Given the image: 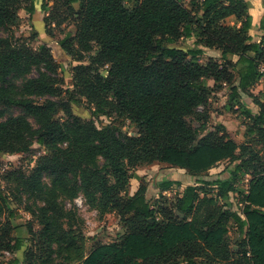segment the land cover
<instances>
[{
  "label": "trees",
  "instance_id": "trees-1",
  "mask_svg": "<svg viewBox=\"0 0 264 264\" xmlns=\"http://www.w3.org/2000/svg\"><path fill=\"white\" fill-rule=\"evenodd\" d=\"M51 2L52 13L45 18L48 36L54 38V31L62 26H74L76 33L66 32L58 44L78 62L84 58L90 62L73 69L75 94L70 101L79 105L85 100L93 116L113 122L100 129L92 122L77 130L65 129L56 120L59 112L81 122L70 103L18 101L44 126L37 143L50 154L37 167L57 174V189L67 186L70 177L76 178L88 205L100 214L118 215L126 233L117 243L87 253L83 233L72 225L63 228L61 220L70 214L53 189L46 200L43 229L36 237L39 245L46 242L40 249L57 253L65 264H197L198 260L264 264V169L254 172L243 196L242 213L233 212L225 203L234 191L233 181L248 166L244 157L253 149L239 145L224 126L214 131L206 128L210 97L228 86L227 110L243 108L242 115L252 122L246 135L264 140V103L256 102L259 113L253 114L241 102L242 94L260 82L264 94V36L254 42L248 34L252 24L247 0H191L190 6L181 0H42L41 9L46 12ZM21 11L34 16L35 0H0V27H17ZM192 38L197 47L220 51L221 60L203 64L202 49L185 51L177 46ZM235 56L237 62L232 60ZM28 63L44 65L53 73L57 70L48 46L33 51L0 39V77L20 72ZM209 80L213 86L207 85ZM55 82L43 75L30 81L29 88L38 96H59ZM192 119L204 123L196 128ZM114 121L136 125L137 135L125 136ZM29 131L20 118L0 123V154L28 152ZM57 144L66 147L56 151ZM99 158L105 161L103 167L97 165ZM234 160L242 164L236 166L232 180L214 183L216 196L202 186H189L174 202L161 196L155 208L144 184L133 196L129 192L133 171L143 165L167 164L198 176ZM174 185L164 182L158 188L166 192ZM75 197L73 193L69 199ZM3 212L0 205V215ZM231 222L246 234L244 248L237 252L229 241ZM56 227L59 238L52 233ZM5 239L11 241L0 243V250L15 253L23 248V239L0 235L1 242ZM40 252L36 256L27 249L24 264L45 262L46 255Z\"/></svg>",
  "mask_w": 264,
  "mask_h": 264
},
{
  "label": "rangeland",
  "instance_id": "rangeland-1",
  "mask_svg": "<svg viewBox=\"0 0 264 264\" xmlns=\"http://www.w3.org/2000/svg\"><path fill=\"white\" fill-rule=\"evenodd\" d=\"M181 1L187 6L191 5V0ZM35 4L36 13L34 16L31 17L25 11H21V21L17 27L10 30L0 27V39L2 40L27 45L33 51H38L43 45L48 46L57 64L56 73L50 72L44 65L28 63L22 71L0 77V123L15 118L25 120L30 129L28 140L31 143L30 149L26 153L20 155L0 154V205L4 208L3 214L0 215V235H9L12 239H23V248L18 252L11 253L7 249L0 250V264H24L25 252L29 248L36 256L41 253L40 250L46 255V261L39 264H65L57 253L49 252L45 247L40 249L46 245V242L44 241L45 244L39 245V241L36 239L43 229L42 221L48 213L46 203L48 193L53 189L57 191L58 203L70 214V218L61 220L63 228L69 230L72 225L76 230L83 233L86 238L87 253L99 245L117 243L126 233L118 215L114 213L100 214L97 209L88 205L81 184L76 178L70 177L71 180L67 186L57 189L55 187V182L58 179L57 174L37 167L39 160L50 154L37 143L39 135L44 131V126L36 116L22 109L18 105V101H31L38 105L70 103L75 118L81 122L69 119L59 112L56 120L65 129L77 130L78 126H82L85 122H92L100 129L110 125L113 120L105 116H93L85 100L79 105L70 101L71 95L74 96L75 94L73 69L80 65H89V59L84 58L82 62H78L77 58L67 55L58 44L66 32L76 33L74 26H62L60 30L54 31V38L48 36L45 18L52 13L54 2L49 4L46 12L41 9L42 0H35ZM75 8L78 9L79 6L75 5ZM34 32H38L37 37H33ZM177 46L187 48L192 46V42L182 40ZM200 60L203 64L209 61L204 56L200 57ZM106 70L101 71L105 77L107 76ZM43 75L55 79L54 86L61 92V95L38 96L31 93L29 82ZM206 83L209 86L214 85L212 80L206 81ZM227 90L228 86H224L222 91L216 92L210 97L207 108L209 118L206 128L208 131H214L220 130V127L224 125L230 136L239 145L249 144L251 146L249 148L253 149V153L244 157L248 166L244 168V173L238 174L233 181L234 191L230 193L229 199L225 203L233 212L241 214L243 196L248 191L249 182L254 172L264 169V140L257 136L254 138L249 134L246 135L252 122L242 115L243 108L237 106L233 112L227 110ZM262 92V83H258L254 89L248 91L249 95L243 94L241 96L243 106L253 113L259 112L256 102H264ZM200 112L204 111L200 110ZM191 121L196 128L204 123V121L194 119ZM116 122L114 121V123ZM116 124L125 136L137 135L138 127L131 122L120 121ZM56 147V151H59L65 148L66 144H57ZM238 156H240L239 153ZM104 164L105 161L99 158L97 165L103 167ZM239 164H242L240 160L223 162L210 172L198 176H193L185 170L173 168L167 164L143 165L133 171L129 192L133 196L144 184L147 187V197L155 208L161 196H165L169 202H174L189 186H202L206 190H212L213 195L216 196L218 186L214 183L217 180H232V175ZM164 182H174L175 185L169 191L162 192L158 186ZM73 193L76 194V197L69 199ZM52 233H56L58 238L61 236L60 229L57 227L52 230ZM245 237V230L244 232L241 231L235 222H231L229 241L233 252L244 248ZM8 241L11 240L5 239L0 243L3 246ZM54 249L56 250L57 247L54 246ZM197 264H205V262L198 260Z\"/></svg>",
  "mask_w": 264,
  "mask_h": 264
},
{
  "label": "crops",
  "instance_id": "crops-1",
  "mask_svg": "<svg viewBox=\"0 0 264 264\" xmlns=\"http://www.w3.org/2000/svg\"><path fill=\"white\" fill-rule=\"evenodd\" d=\"M247 2L249 3L248 15L251 17V24H252V29H250L248 34L253 39L254 42H259L264 36V31L261 30V22L264 19V0H247ZM230 24L234 25V22L232 21V22H230ZM237 26L240 27V24L237 25ZM187 41H191L192 42V46L187 47V48H181V49H183L185 51L192 50V49H202L203 50V56L207 57V59H218V60H221L222 55H221L220 51H218L216 49L197 47L195 45V41H196L195 38H192V39L187 40ZM251 56H253V55H251ZM232 60L234 62H237L238 57H236V56L232 57ZM260 83H262V82H260ZM252 89H254V87ZM252 89H250V91ZM262 91H263V85H262ZM247 94L249 95V93H246L245 95H247ZM242 96H243V94H242ZM241 102L243 103V100H241ZM258 113L259 112H256V113H253V114H258ZM220 125H223V124H220Z\"/></svg>",
  "mask_w": 264,
  "mask_h": 264
}]
</instances>
